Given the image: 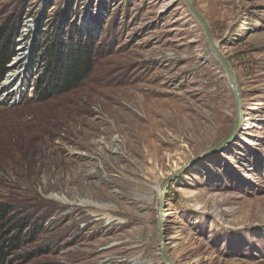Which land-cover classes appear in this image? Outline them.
Wrapping results in <instances>:
<instances>
[{"label": "rangeland", "instance_id": "1", "mask_svg": "<svg viewBox=\"0 0 264 264\" xmlns=\"http://www.w3.org/2000/svg\"><path fill=\"white\" fill-rule=\"evenodd\" d=\"M193 1L235 72L243 116L230 142L188 165L237 113L183 0H0V26L22 20L0 88V202L31 219L7 264H169L157 223L168 175L173 264H264V0ZM81 39L94 49L90 74L49 89L51 47ZM151 124L152 141L139 133Z\"/></svg>", "mask_w": 264, "mask_h": 264}, {"label": "trees", "instance_id": "2", "mask_svg": "<svg viewBox=\"0 0 264 264\" xmlns=\"http://www.w3.org/2000/svg\"><path fill=\"white\" fill-rule=\"evenodd\" d=\"M21 27L22 20L14 17L6 19L0 26V86L6 78L8 65L16 56ZM50 54L55 73L47 81L49 89L69 91L86 79L93 68V46L87 45L83 39L77 43L57 41L51 47ZM14 211L11 204L0 202V264H7L10 256L20 248L21 241L27 235L24 231L31 224L27 215Z\"/></svg>", "mask_w": 264, "mask_h": 264}, {"label": "water", "instance_id": "3", "mask_svg": "<svg viewBox=\"0 0 264 264\" xmlns=\"http://www.w3.org/2000/svg\"><path fill=\"white\" fill-rule=\"evenodd\" d=\"M183 1L185 5L188 7V9L190 10V12L195 17L196 21L202 26V29L205 33V39H206L208 48L210 49L214 57L220 62V64L226 71L227 77L229 79L230 85L233 90L234 100H235V105H236V113H237L234 127L229 132V134L225 138H223L213 149L207 150L201 154L196 155L191 161H189L188 165H190L193 162L197 161L198 159L203 158L206 155L210 154L211 152L220 150L227 142H230L233 139V137L235 136L240 126L242 116H243V110H242L243 108L242 98L243 97L240 91L239 83L235 76V72L229 60L227 59L225 54H223L222 50L219 48L207 19L205 18V16L203 15V13L200 11V9L197 7V5L194 3L193 0H183ZM174 179H175V175H168L166 178L162 180L160 184V189H161L160 195H159L160 201H159V205L157 209L158 210V214H157L158 237L160 240L161 253H162L164 260L168 262L169 264H173V263L170 260V257L167 254V250L165 247L164 234H163L164 219H163L162 209H163V206L165 205L168 186Z\"/></svg>", "mask_w": 264, "mask_h": 264}, {"label": "bare ground", "instance_id": "4", "mask_svg": "<svg viewBox=\"0 0 264 264\" xmlns=\"http://www.w3.org/2000/svg\"><path fill=\"white\" fill-rule=\"evenodd\" d=\"M20 50H22V49H20ZM19 62H20V60H19V57H16V59L13 61V64H12V67H13V69H15V68H17V66L19 65ZM12 69V71H10V73H9V77H8V79L10 80L12 77H14V75H15V72L13 73V70ZM8 83V80H6L5 82H4V85L5 84H7ZM0 88H1V86H0ZM14 88V87H13ZM21 89H22V83H21V81H19V83H16V89L14 90L15 92H17L18 94H19V92L21 91ZM165 107V106H164ZM147 108V107H146ZM179 109V108H178ZM174 116H173V118L171 119L172 121H173V123H174V125H176L178 128L180 127L181 129H183V127H185V126H187V129H185V131H189L190 129H189V126H190V124H189V122H187V121H189L187 118H185L182 114H181V112L179 113L178 111L176 112H174ZM105 119H111L112 117H113V112H111V111H106L105 112ZM112 116V117H111ZM114 118V117H113ZM145 120V119H144ZM107 121V120H106ZM111 121H113L112 119H111ZM108 122L109 123H112L111 124V128H113V127H115V123L113 124V122H110L109 120H108ZM149 127H144L143 128V132L142 131H140L139 133L140 134H142L144 137H146V138H150V140L151 139H153L152 137H154L155 136V134L157 135V126L155 125V124H151V126H150V129H149V131L148 132H146V129H148ZM129 131V130H128ZM133 132V131H132ZM135 132V131H134ZM123 134V133H122ZM129 134H130V132H129ZM135 136V135H134ZM133 137V136H132ZM136 137V136H135ZM141 139V138H140ZM124 140V139H123ZM138 140V139H137ZM144 140H145V138H144ZM140 141V140H139ZM152 141V140H151ZM123 142V141H122ZM124 143V142H123ZM130 143V142H129ZM142 143V142H141ZM140 144V143H139ZM144 146V145H143ZM110 147V146H109ZM131 150V149H130ZM159 193H160V189H159ZM62 198V197H61ZM63 200H66L65 198H62ZM83 202H85L84 200H83ZM100 207H104V208H108V207H110V205H107V204H101V206Z\"/></svg>", "mask_w": 264, "mask_h": 264}]
</instances>
